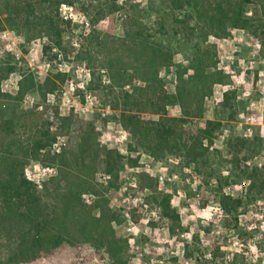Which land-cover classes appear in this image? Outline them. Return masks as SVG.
I'll list each match as a JSON object with an SVG mask.
<instances>
[{
  "label": "rangeland",
  "instance_id": "obj_1",
  "mask_svg": "<svg viewBox=\"0 0 264 264\" xmlns=\"http://www.w3.org/2000/svg\"><path fill=\"white\" fill-rule=\"evenodd\" d=\"M66 1L71 2L69 6H78L74 11L83 13L87 24H74L71 19L62 18L59 3L64 0H0V33L11 30L25 38V43L18 45L24 53L19 60L11 52L0 57V85L14 72L23 77L18 82V92L0 91V264H93L94 261L130 264L137 256L136 252L130 254L131 247L139 248L142 264H151L152 260L165 259L164 254L157 252L158 248L175 250V245L156 242L157 229L160 237L167 229L169 238L175 236L177 244H184L183 264L192 259L196 264H216L217 259L225 264L227 253L222 252L221 247L228 245L229 238L223 234L216 236L214 225L209 222L204 228L198 218L199 227L189 244L181 234L190 228L181 225L178 210L170 201L172 195L182 189L188 199L199 196L201 209L219 202L226 214L222 226L238 233L242 242L246 243L259 232V229L251 233L241 229L239 216L247 214L248 205L255 204L257 199L264 200V167L254 162L257 157L264 160V137L260 135L261 124H248L238 117L244 112L245 119H259L260 112L249 110V105L264 95L257 87L259 70L264 66L246 73V79L253 78L252 96L238 99L243 92L241 85L223 93V101L216 105L212 100L214 85L233 81L222 69L210 71L217 68L221 53L228 49L207 41L210 35L221 42L234 39L230 29H242L253 38V45L256 42L262 45L259 57L254 59L264 58V0H146V3L124 0L123 4L118 0ZM249 10L253 12L251 17L246 15ZM236 11L247 18L246 27H232L231 19ZM184 21H188L187 32L179 31ZM74 29L80 30L79 49L72 45L76 38ZM85 31L89 33L87 36ZM43 36H47L50 43L43 46L39 64L30 68L24 59L29 51L27 46ZM7 43L10 41L0 42V48ZM53 47L63 53V61L59 53L52 51ZM251 51L243 47L242 52L232 55L246 58ZM73 53L76 55L70 60ZM178 53L189 61L186 67L174 64L173 58ZM45 62L51 69L65 62L74 67L71 73H54L50 69L42 75L40 65ZM84 62L93 78L84 90L76 88L72 93L73 98H80L81 108L77 110L70 105L66 114H62L67 82H80L75 79V72ZM172 67L176 69L175 80L159 78L162 68L168 69L171 75ZM231 67L239 76L238 61ZM103 69L107 71L102 72ZM189 69L193 75L185 80ZM105 76L111 84L103 83ZM126 85L131 86V92L125 91ZM172 86L174 93L169 90ZM53 93L56 102L50 104L48 95ZM29 94L39 95L40 99L25 108V97ZM86 94L94 96L98 104H93V112L82 115ZM209 102L214 106L209 108ZM177 105L181 110L179 116L174 115ZM107 107L112 109V114L104 116L101 110ZM209 112L212 120L205 119ZM98 122L105 132L109 122L120 125L128 133L123 146L129 153H142L151 156L154 162H163L169 168L168 177L179 175L178 182L164 181L163 186L171 188L173 194H165L160 189L159 175L153 178L141 171L127 173V179L122 178L120 173L126 172L125 163L132 168L145 167L139 163L141 155L132 159L131 155H121L115 147L102 146L98 142L103 134L96 130ZM207 122L213 124L205 128L199 126ZM237 124L244 125L243 131L251 128L253 136L245 138L237 134ZM225 128L230 135L222 142L223 150L213 147ZM119 135L115 132L116 140ZM61 139L64 140L60 144L61 152L56 153L53 145ZM205 140L208 147L204 146ZM225 153L230 158L226 159ZM169 157L180 159L181 163L173 166L168 162ZM249 161H253L251 166ZM33 162L55 168L58 175L41 181L42 187L29 181L25 168ZM229 164L232 165L231 175L223 177L221 168ZM151 166L155 167V163ZM185 167L192 168V172L184 173ZM30 172L36 174L34 169ZM98 173L111 175L107 186L97 180ZM193 177L202 181L195 192L184 183L186 179L195 182ZM132 178L138 186L129 187L121 196L120 188ZM213 180L216 181L214 186ZM246 180L251 181L246 196L233 199L223 194L225 187L232 188ZM145 189L149 190L148 194ZM85 193L96 197L92 204L82 199ZM129 196L142 198L149 205L147 210L144 204L131 207L134 224L147 218L154 208L162 209L160 219L149 221L146 226L154 230L153 236L141 231L135 246L128 242L131 236L123 216L125 208L109 206L112 200L119 205ZM181 206L189 205L181 201ZM240 207L244 208V213L238 211ZM256 211H260L259 206ZM253 222L259 224V221L247 223ZM201 230L205 233L204 239L211 241L203 250ZM259 246L264 249V241ZM145 248L148 253L143 254ZM210 249L213 259L204 260L205 252ZM179 262V257L171 256L165 264ZM229 264H246V258L242 253L235 254Z\"/></svg>",
  "mask_w": 264,
  "mask_h": 264
},
{
  "label": "clouds",
  "instance_id": "obj_2",
  "mask_svg": "<svg viewBox=\"0 0 264 264\" xmlns=\"http://www.w3.org/2000/svg\"><path fill=\"white\" fill-rule=\"evenodd\" d=\"M120 4H123L124 0H118ZM139 2V0H138ZM144 3H146V0H144ZM143 6V4H142ZM78 7L77 5L69 6L67 4H61L60 5V14L62 18L67 21L69 19L72 20L74 24L81 23V24H87L88 20L87 17L83 13H77L74 11V9ZM246 15L251 17L253 15V12L251 10L246 12ZM155 16L152 17L153 20H155ZM101 23L106 24L107 21H102ZM231 35L234 39H225L222 42L218 40L215 36L210 35L208 37V44L216 43L219 45L221 49H224L227 47L228 51L226 53L222 52L220 55V64L217 66V68L210 69V71H217L218 69H222L225 74H229L231 76V80L233 83L231 84H216L214 85L213 89V97L212 100H214L215 104H220L223 99L224 95L223 93H227L230 90H233L241 85H243V92L241 96H238V99H244L247 97H250L253 95V84H252V77H249L246 79V73H248L251 70L258 69L260 66H264V58L254 59L259 57L261 47L262 45L259 42H256L254 45L251 43V40L253 39L248 33H246L242 29H230ZM79 29H74V34L76 36L75 39L72 40V45L76 49L80 48V43L78 42L79 38ZM89 33L87 31L84 32V35L87 36ZM67 39V37H65ZM3 41H10V43H7L4 45L3 48H0V57L4 55L5 52H11L16 56V59L19 60L21 56L24 55V53L19 49L18 45L25 43V38L20 35L18 36L14 31L11 30H5L4 32L0 33V42ZM49 40L47 36H43L42 38H37L31 42L30 45L27 47L29 48L28 54L24 56V59L28 61V66L30 68H34L35 65L39 64L40 57L43 54V46L49 44ZM239 45V46H237ZM243 47L251 48L252 51L248 53V56L246 58L241 57H234L232 53L236 52H242ZM52 51L54 53H59L60 60H64L63 53H60V50L58 48L53 47ZM76 53H73L72 56L69 57L70 60L74 59ZM245 59L248 60V63H245ZM174 64H182L183 66H187L189 61L185 60L182 56V54H177L173 58ZM238 61L239 68L241 69L239 76L236 75L235 70L232 69L231 64L233 62ZM227 62V63H226ZM53 63H56L53 61ZM22 66V65H21ZM74 65L69 64L67 62L61 63L57 65L56 69H51V65L47 62H45L43 65H40V72L41 74H46L50 69L55 73L56 71L61 73H71L72 68ZM102 72H106V69L101 70ZM176 69L175 67L171 68V75H168V69L162 68L160 72L158 73L159 78L161 79H169V80H175ZM193 75L192 69L188 70V73L185 75L184 79L187 80L189 76ZM259 77L260 80L257 84V87L260 89L261 93H264V68H261L259 70ZM92 73L91 70H89L86 67V62H84L83 65L76 68L75 72V79L80 81L79 83H75L72 80H69L67 82L66 90L64 92L63 96V104H62V114H66L67 108L71 105L74 106L77 110L81 108L80 105V98L78 96L72 97V93L75 92L76 88H79L81 90H84L86 86L91 82L92 80ZM23 77H21L18 73H12L10 78L7 81H4L2 85H0V91L6 92V93H13L19 91V81H21ZM103 83L108 85L111 84L112 81L105 76L103 79ZM139 84L140 82H136ZM171 92H175V87L172 86L169 89ZM125 91L131 92V86L126 85ZM39 95L32 96V95H26L25 97V108H30L34 103H37L39 101ZM86 106L83 109L82 115L84 113H91L94 111L93 104L97 103L98 101L94 96L91 94H86ZM56 102L55 100V94H49L48 95V103L54 104ZM214 105L209 102L208 107L211 108ZM256 109L260 112L259 119H245V113L240 112L239 113V119L244 121L248 124H261L260 129V135L261 137H264V95H262L261 99L257 101H252L249 105V110ZM41 110L42 107H41ZM102 115L108 116L112 114V109L110 107H107L105 109L101 110ZM180 107L177 105L176 111L174 115L179 116L180 115ZM86 119L90 118V116H86ZM206 120H212L213 116L211 112L206 114L205 116ZM201 128H205L206 124L201 123L199 125ZM244 125L243 124H237L236 125V133L242 135L245 138H250L253 136V130L249 128L247 131H243ZM107 131L105 132L103 128L100 126L99 122L97 123L96 130L98 132H103V134L98 137V142L103 146L107 145L108 149L117 148L118 152L123 156H129L131 155L132 159H135L136 156L139 154L141 155V159L139 163L141 165H144V168L136 167H128L127 163H125L124 167L126 169V172H121L120 176L124 179H127V173H140L141 171L147 172L151 177L155 178L159 175V181H160V189L168 195L173 194V190L171 188H165L164 181L167 179L169 183L178 182L180 180V176L173 174L171 177L167 176V173L169 171V168L167 166H164L163 162L161 161H155L151 156L144 155L142 153H129L127 147L123 146V142L128 140V133L123 130V128L113 122H109L107 125ZM55 131V129H53ZM115 132H119V140H116ZM230 135L229 129L225 128L223 130V135L220 136L219 141L215 142L213 147L215 148H221L222 142L225 141ZM110 141H113L110 143ZM64 140L61 139L58 144L53 145L56 153L61 152L60 144H63ZM204 146L208 147V141H204ZM225 158L228 159L230 157L227 156L225 153ZM169 164L175 166L179 165L181 163L180 159L169 157L168 158ZM255 164L257 166L264 167V160L260 159L259 157L255 158ZM155 163V167H152L151 165ZM249 166L252 165L253 161L247 162ZM194 167V165H193ZM30 169H34L36 174H31ZM231 169L232 165L229 164L224 168H221V175L223 177H229L231 175ZM184 173H191L192 168L185 167L183 169ZM25 173L27 175V179L29 181L36 182L37 185H41V181H46L50 179L52 176L58 175V172L55 168L50 167H42L39 162H33L29 164L25 168ZM112 179L111 175L108 174H97V180L107 186L108 181ZM193 180L195 182H192V180H185V184H189L190 188L193 192L197 190V186L201 185L202 181L199 178L193 177ZM213 186L216 184V181H212ZM251 185L250 180L242 181L238 185H233L232 188L225 187L223 189V194L225 196H231L233 199L242 198L246 196L247 194V188ZM137 181L135 178H132L129 180V183L122 186L119 190V193L121 196H123V193L127 192L129 187L136 188ZM203 190V189H202ZM149 190L145 189V194H148ZM239 194V195H238ZM82 199L87 204H92V202L96 199V197L92 194L85 193L82 194ZM181 201H185L189 206L183 207L181 206ZM139 204H144V209L147 210L149 208L148 204L144 203V200L142 198H132V197H124L120 202L119 205H117L116 200H112L110 203V207H124L125 211L123 212V216L127 220V232L130 234L131 238L129 239V245L135 246L136 239L139 237L141 231H143L144 235L152 237L154 234V230L151 228L146 227L149 224V221L156 220L158 221L160 219L159 213L162 211L160 207L154 208V210L151 211V213L147 216V218L142 219L139 224H134L131 217H130V211L131 207L138 206ZM170 204L173 208H176L178 210V214L181 217V225L183 227H189L190 230L188 232L182 233V238L187 240L189 244L192 243V237L196 233L197 228L199 225L197 224V220L199 218L200 224L203 225L204 228H207L209 226V222H211L212 225H214L213 232L216 236L225 235L229 238L228 245L222 246L221 251L227 253L225 256V264H229V262L233 261L235 258V254H241L246 258V264H264V249H262L259 245L262 241H264V200L257 199L255 204L248 205V212L247 214H242L239 216V226L241 229H244L245 231L251 233L255 229H259V232L252 237L251 239L247 240V242H242L239 239L238 233H236L234 230H228L225 229L222 226V220L225 218V212L220 205L219 202L217 203H210L203 209L199 208L198 205L200 204V198L199 196L195 197L194 199H188L187 193L182 190L178 189L175 195H172V199L170 201ZM257 206L260 207V211L257 212L256 208ZM240 213H244V208L240 207L238 209ZM191 213V214H189ZM96 216H100V212H96ZM215 217V219H214ZM248 221H259V224L253 222L251 224H248ZM144 226V227H142ZM113 227L115 228L116 225L113 223ZM121 230V229H118ZM159 229L155 230L156 234V242L163 245L164 243H167L168 245L172 246L175 245V250H173L172 247H169L167 250H165L163 247H160L157 249L158 253L164 254L165 259L161 261L152 260L151 264H165V262L169 259L171 256H176L180 258L179 264H183V258L185 255L184 252V244L183 243H176L177 237L172 236L169 238V233L167 229H164V235L162 237L159 236ZM200 238L202 240V246L201 250H203V247H208L211 244V241L204 239L205 233L203 230L199 233ZM248 249V251H244V249ZM132 252H136L137 256L134 260L130 261V264H142L140 250L138 247H131L130 248V254ZM148 253V249H144V253ZM198 255V254H196ZM204 260L211 261L213 259L212 256V250L205 252L203 256ZM93 264H97L96 261L93 262ZM187 264H196L195 259H192L187 262ZM216 264H220L219 259H217Z\"/></svg>",
  "mask_w": 264,
  "mask_h": 264
},
{
  "label": "trees",
  "instance_id": "obj_3",
  "mask_svg": "<svg viewBox=\"0 0 264 264\" xmlns=\"http://www.w3.org/2000/svg\"><path fill=\"white\" fill-rule=\"evenodd\" d=\"M65 2H61L59 4H68V5H72L71 2H68L66 0H64ZM188 21H184L182 23L181 28L179 29V31L181 32H187L188 26H187ZM246 24H248V20L247 18L244 16V14L240 11H236L233 14V18L231 19V25L232 27H246ZM47 49V46L44 48V50ZM23 82H21L20 86L22 85ZM212 122H207L206 125H212Z\"/></svg>",
  "mask_w": 264,
  "mask_h": 264
}]
</instances>
